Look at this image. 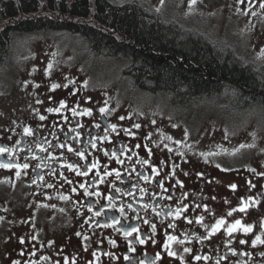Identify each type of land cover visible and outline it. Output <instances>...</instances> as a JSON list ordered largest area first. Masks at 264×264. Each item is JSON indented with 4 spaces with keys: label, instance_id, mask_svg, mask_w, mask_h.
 I'll list each match as a JSON object with an SVG mask.
<instances>
[{
    "label": "flooded vegetation",
    "instance_id": "af4514ba",
    "mask_svg": "<svg viewBox=\"0 0 264 264\" xmlns=\"http://www.w3.org/2000/svg\"><path fill=\"white\" fill-rule=\"evenodd\" d=\"M71 81L68 87L40 92L35 104L26 109L10 107L0 111V147L9 150L0 155V163L29 164L28 169L0 167V264H264V244L251 243L257 235L264 239V176L257 175L264 172V157L232 152L225 141L210 142L197 149L194 133L186 125L173 127L133 101L119 102L116 95H100L98 89L86 87L83 75ZM164 98L169 109L190 105L175 106ZM61 101L66 107L59 113L47 111L59 107ZM102 107L109 111L101 114ZM72 109H91V115L73 116ZM41 115L46 119L41 121ZM121 116L125 119L120 120ZM110 124L118 126L119 135L109 129L111 142L100 141L98 138L106 134L104 129ZM134 124L141 127L132 128ZM25 128H30L32 134H26ZM125 128L135 132V137L125 135L121 131ZM93 137L97 138L95 149L89 143ZM177 140L182 143L176 144ZM62 143L65 148L59 147ZM136 144L141 148L135 149ZM145 144L152 149L151 157L147 156ZM67 145L84 149L89 161H100L99 167L87 177L69 171L68 163L87 162L69 153ZM121 145L132 149L117 153L123 164L104 155L105 150L110 153ZM133 151L137 154L133 155ZM201 153L212 155L205 157ZM144 158L150 159V164L143 165ZM173 164L179 165L174 176L170 175ZM105 165L109 172L118 169L121 179L116 180L114 172L105 176ZM152 166L160 170L159 176L152 175ZM225 168L229 171L222 170ZM198 172L205 176L197 177ZM65 177L73 183L68 184ZM177 180L183 182L182 187ZM157 181H163V188ZM249 181L255 187H250ZM80 183L100 195H85ZM231 184L237 185L235 190L229 187ZM116 188L122 191L116 192ZM65 196L68 199L61 198ZM109 196L115 199L110 201ZM183 205L188 209L177 217L176 209ZM242 206L245 212L238 210ZM97 212L101 214L97 216ZM201 216L202 223H197ZM114 219L120 223L113 224ZM219 219H224L225 224L213 233L211 225ZM237 219L244 226L251 225L252 231L244 232L238 226L229 235L228 226ZM170 223L175 227L168 228ZM151 224L156 225L155 232ZM131 227H138L139 233L125 237L118 231ZM136 235L145 243L136 241ZM168 235L177 239L168 241ZM241 240L247 243L241 244ZM169 250L175 255L169 256Z\"/></svg>",
    "mask_w": 264,
    "mask_h": 264
},
{
    "label": "trees",
    "instance_id": "16d2710c",
    "mask_svg": "<svg viewBox=\"0 0 264 264\" xmlns=\"http://www.w3.org/2000/svg\"><path fill=\"white\" fill-rule=\"evenodd\" d=\"M29 31L76 36L93 58L121 63L130 85L175 106L222 102L224 111L264 117V63L244 60L224 40L145 1L0 0V67L13 36Z\"/></svg>",
    "mask_w": 264,
    "mask_h": 264
},
{
    "label": "rangeland",
    "instance_id": "374dc122",
    "mask_svg": "<svg viewBox=\"0 0 264 264\" xmlns=\"http://www.w3.org/2000/svg\"><path fill=\"white\" fill-rule=\"evenodd\" d=\"M142 1L159 9L166 18L224 40L244 60L264 63L261 0H244L243 4L238 0H197L191 6L189 0H164L163 4L161 0ZM116 62L93 58L74 35L16 33L10 57L0 67V111L10 107L26 109L35 104L40 92L50 90L53 83L62 86L83 75L86 87L98 89L100 95H116L119 102L133 101L177 128L186 125L194 133L192 139L197 149L210 142L225 141L232 152L264 157V117L260 114L224 111L219 108L222 102L169 109V103L159 93L135 88L122 79L121 63ZM188 117L193 120H187Z\"/></svg>",
    "mask_w": 264,
    "mask_h": 264
},
{
    "label": "snow or ice",
    "instance_id": "6c2138e0",
    "mask_svg": "<svg viewBox=\"0 0 264 264\" xmlns=\"http://www.w3.org/2000/svg\"><path fill=\"white\" fill-rule=\"evenodd\" d=\"M163 2H164V0H161V4H163ZM238 2L241 3V4H243L244 3V0H238ZM196 3H197V0H189V5L190 6L191 5H195ZM260 7L262 9H264V0H261ZM157 11H159V9H157ZM252 14L255 15L254 12ZM48 68L49 69L51 68V64H49ZM45 71H46V74H47V69ZM71 82L72 81H70V83ZM36 86L39 87V85H36ZM59 87H61L60 84L53 83L51 85V89L50 90L54 91L55 89H57ZM63 87H68V85L65 84V85H63ZM49 99H51V97H49ZM37 103H42V101H39L38 100ZM65 107H66L65 102L64 101H61L60 104H59V107H56V108H48L47 111L50 112V113L51 112H57V113H59L61 111V109L65 108ZM71 111H72L73 116H76V115H91V109H85L83 112H77L75 109H72ZM99 111H100L101 114H105L109 110L106 107H102V108L99 109ZM39 118H40L41 121H43V120L46 119V117L43 116V115H41ZM64 119L67 120V117H64ZM124 119H125V117H123V116L120 117V120H124ZM77 127H81V126L79 124H77ZM95 127L99 128L100 125L99 124H96ZM117 127L118 126L116 124H110V125H108V127H106L104 129V132L106 134L104 136L99 137L98 139L100 141H108V142H111L110 141V137H109V135H107V133L109 132V129H110L111 132L116 133L117 135H119V133L117 132ZM140 127H141L140 124H134V125H132V128H135V129H139ZM173 127H175V125H173ZM121 131H123L124 134L125 135H128V136L135 137V135H136V133L133 132L131 129H126L125 128V129H121ZM24 132L26 134H29V135L32 134V130L30 128H25L24 129ZM65 135L67 136V134H65ZM185 136H187V132H185ZM77 137H79V133H77ZM168 139L171 140L172 138L171 137H168ZM89 143L91 144V147L93 149L97 148V138L96 137H93L92 140L89 141ZM175 143L176 144H180L182 142L179 141V140H177V141H175ZM37 146H39V145H37ZM65 146L66 145L64 143L59 144V147L60 148H65ZM143 147L145 148V150L147 152V156L148 157H151V155H152V149L149 148L147 144H145ZM164 147L165 148H168V145L165 144ZM242 147H243V145H242ZM134 148L135 149H139V148H141V145L140 144H136L134 146ZM8 151L9 150L7 148L0 147V155H2L4 153H7ZM67 151L69 153H72L76 157H78L79 160H82V161H86L87 162L86 164H80L78 162H74V163H68L66 165V167H67V169L69 171H75L78 176L87 177L88 174H89V172H92L93 170L97 169L99 167V165H100V161L98 159L89 161L88 160V157L86 155V151L84 149H75L71 145H67ZM129 151H132V149L128 145H121L118 149H112L110 151V153H109V150H105L104 151V155L105 156H109L110 155V157H115L117 163L123 164L124 161L122 159H119L117 153L118 152H120V153H127ZM168 151L171 152L172 149L171 148H168ZM132 154L133 155H136L137 153H135L133 151ZM180 155H183V153H180ZM201 155L207 157V156L212 155V154L211 153H207V154L201 153ZM128 159L131 160L132 159V156L129 155L128 156ZM141 163L143 165H148V164H150V159L144 158V159L141 160ZM0 167H5V168L15 167V168H18V169H20V168H22V169H28L29 168V164L28 163H24V164H18V165H14L13 166L11 164L0 163ZM36 167H39V165H37ZM177 167H179V165L173 164V166H172V172L170 173V175H173V176L175 175V169ZM216 167L217 168H220V165L217 164ZM104 168H105V170H104V175L105 176H110L114 172L115 173L116 180H120L121 179V174H120V171L118 169L113 168L112 171L109 172V171H107V165H105ZM222 170L223 171H229V169H227V168L222 169ZM252 171L255 172L256 170L255 169H252ZM151 173H152L153 176H159L160 175V170L156 166H152ZM16 175L19 176L20 175V172L17 171L16 172ZM61 175H62V173H61ZM137 175H140V173H137ZM184 175H188V173H184ZM196 175H197V177L203 178L205 176V173L198 172V173H196ZM257 175L264 176V172L257 173ZM39 179L43 180V176H40ZM143 179L147 181V180H149V177L148 176H143ZM65 180H66V182L68 184H72L73 183V181L68 180L67 177H65ZM100 182L101 183L104 182L102 178H101ZM33 183H35V181H33ZM157 183H158L159 187L163 188V181H157ZM177 184L179 186H181V187L183 186V182L182 181L177 180ZM249 185H250V187H255V185H252L250 181H249ZM47 187L51 188L52 185L51 184H48ZM79 187L81 189H84V194L85 195H88V196H92V195L99 196L100 195L99 192H89L88 191V187H86V184L85 183H80L79 184ZM133 187H135V185H133ZM229 187L232 188L233 190H235L236 187H237V185L236 184H231V185H229ZM71 190L73 192H75L76 191V188H72ZM115 190H116V192H121L122 191L120 188H116ZM165 191H167V189H165ZM127 194L128 193L125 192V195H127ZM183 195H186V194H183ZM61 198L62 199H68V197H66V196L65 197H61ZM108 199L110 201H112V200L115 199V197L109 196ZM168 199H171V196H169ZM213 199H214V197H213ZM129 207H130V205H129ZM145 207H147V205H145ZM196 207H200V205H196ZM203 207L205 209H207V205H204ZM187 209H188V205H183L182 208H177L176 209L175 215L177 217H179L182 214V211H186ZM238 210L240 212H245L246 211V207L245 206H242ZM122 211H123V209H121V212ZM232 211H237V209H233ZM95 214L97 216H99L101 213L100 212H97ZM172 214L173 213H171V212L168 213V215H172ZM228 215L231 216L232 215V212H229ZM202 221H203V217L202 216L201 217H198L197 220H196L197 223H202ZM191 222L192 221H189V223H191ZM119 223H120L119 219H114L113 220V224H119ZM143 223L148 224L149 221L148 220H144ZM224 224H225V220L224 219L217 220L213 225H211V231L213 233L216 232V231H218L220 229V227L223 226ZM238 226L239 227H242L244 232H251L252 231V226L251 225L244 226V225H242L241 220L237 219V220H235L234 224H231V225L228 226V233H229V235H231V233L233 231H236ZM167 227L168 228H173V227H175V225H173V224L170 223V224H168ZM151 228H152L153 232H155L156 225L155 224H151ZM118 231H122L124 233L125 237H130L134 233H139L140 229L138 227H131L130 229H118ZM79 235H80V233L78 232L77 233V236H79ZM135 239L140 244H144L145 243V239L141 238L140 235H136ZM176 239L177 238L175 236H173V235H168V237H167V240L168 241H175ZM23 242H24L23 241V238H21V243H23ZM111 243L114 244L115 241H111ZM240 243L241 244H244V243H247V241L241 240ZM251 243L253 245H256V244H264V239H262L261 236L257 235L251 241ZM129 244L131 245V241H129ZM164 247L165 248H168L169 247V244L167 242H165ZM130 251H133L134 252L135 251V248L134 247H130ZM185 251H190V249H185ZM168 255L169 256H174L175 253L169 250L168 251ZM262 255H264V254H262ZM157 257H159V254H157ZM125 259H128V257H125ZM194 259L200 260L201 257L200 256H195ZM14 264H16V262H14ZM141 264H143V262H141Z\"/></svg>",
    "mask_w": 264,
    "mask_h": 264
}]
</instances>
